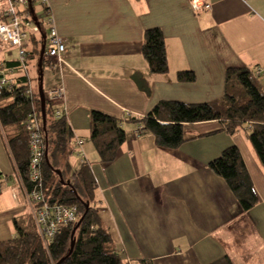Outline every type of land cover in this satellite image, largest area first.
<instances>
[{
    "label": "crops",
    "instance_id": "obj_1",
    "mask_svg": "<svg viewBox=\"0 0 264 264\" xmlns=\"http://www.w3.org/2000/svg\"><path fill=\"white\" fill-rule=\"evenodd\" d=\"M210 3L209 9L194 10L191 0H48L66 49L64 64L56 69L45 61L52 73L43 91L63 87L57 107L74 144L82 140L68 162L75 169L83 157L89 165L95 205L123 264L140 259L210 264L223 256L232 264H264V165L248 129L229 133L218 120L188 123L175 148L158 146L150 131L132 134L141 125L133 119L161 100L220 99L229 67H247L253 74L258 67L264 70V0ZM152 27L164 36L166 73H151L142 55L144 31ZM38 35L44 34H35L37 40ZM6 52H0L5 65ZM182 70L193 79L179 80ZM255 79L264 91V72ZM92 110L115 117L124 128L125 140L112 161L100 162L90 139ZM231 144L238 147L258 196L246 212L208 167ZM13 173L0 133V242L16 236L14 219L27 223L32 217L22 218L30 207L16 190Z\"/></svg>",
    "mask_w": 264,
    "mask_h": 264
},
{
    "label": "trees",
    "instance_id": "obj_2",
    "mask_svg": "<svg viewBox=\"0 0 264 264\" xmlns=\"http://www.w3.org/2000/svg\"><path fill=\"white\" fill-rule=\"evenodd\" d=\"M42 35L45 36V33L42 32ZM43 36L38 40L35 36L31 37L28 59L38 57L39 62ZM141 50L151 73L168 71L164 36L159 28L144 31ZM43 56L41 68L38 67L39 74L45 65ZM5 66L19 68V63L9 60ZM254 77L247 67H229L220 99L200 103L161 100L145 116L133 120L154 135L158 146L165 148H175L182 143L183 126L188 123L218 120L229 133L248 129V139L264 165V91ZM177 78L191 81L193 75L182 70L177 73ZM14 79L11 88L0 85V127L3 128L0 133L13 164L12 177L21 181L27 191L34 188L41 190L44 200L50 204H75L79 218H83L74 231L70 253L71 232L76 223L62 225L45 246L32 218L24 225L14 219L17 234L0 242V264H123L124 260L115 250L112 236L95 205L96 181L89 165L83 160L72 169L68 162V157L75 152V144L65 114L55 116L58 107L46 98L44 91H39V84L37 89L32 88L31 94H26L27 78L19 75ZM33 116L40 121L44 142L39 182L30 177V133L26 124ZM90 139L100 162H109L124 142L125 131L115 117L92 110ZM208 167L223 178L242 211L250 210L258 202L251 177L236 145L226 146L208 162ZM134 264L153 263L149 259H140ZM210 264L232 262L228 256H223Z\"/></svg>",
    "mask_w": 264,
    "mask_h": 264
},
{
    "label": "built area",
    "instance_id": "obj_3",
    "mask_svg": "<svg viewBox=\"0 0 264 264\" xmlns=\"http://www.w3.org/2000/svg\"><path fill=\"white\" fill-rule=\"evenodd\" d=\"M39 4V13L34 9V5ZM194 10L209 9L210 0H191ZM46 27L44 36V55L56 61L61 66L64 64L63 53L65 52V39L61 36L54 25L48 0H0V52L11 48L18 49L19 68L6 67L0 63V85L11 88L15 82L14 74L25 76L26 94L32 93V82L28 73V43L35 34L42 33ZM55 68V64L49 62ZM19 69L20 72H17ZM264 72L261 68H256L254 76H259ZM46 98L58 104L63 99V87L55 86L48 90ZM63 114L59 107L55 110V116ZM1 125V124H0ZM3 130L2 127H0ZM26 129L30 133V177L39 182L40 162L44 155V142L40 130V121L35 116L26 124ZM144 132L142 125H138L132 134L135 137ZM82 140L77 139L75 145L79 147ZM77 154L82 157L80 150ZM84 158L82 157L81 161ZM16 190L22 193V198L30 207L32 219L35 222L37 231L45 246L49 244L57 233L58 229L68 223H76L79 220L78 209L75 204L48 203L44 200L41 190L34 188L30 191L24 187L23 183L16 179ZM16 198V192L12 193Z\"/></svg>",
    "mask_w": 264,
    "mask_h": 264
},
{
    "label": "rangeland",
    "instance_id": "obj_4",
    "mask_svg": "<svg viewBox=\"0 0 264 264\" xmlns=\"http://www.w3.org/2000/svg\"><path fill=\"white\" fill-rule=\"evenodd\" d=\"M34 9L36 10L37 13H39L41 11V8L39 6V4H35L34 5ZM45 32L46 31V27L43 28ZM38 38H40V36L38 35ZM31 48V46H29V49ZM6 60H13V61H17L19 58L18 55V49L17 48H11L8 50V52H6ZM43 60H50L52 64H55V68H57L56 63L54 62V60L52 58L47 57L46 55L43 56ZM37 62H38V57H33V58H29V62H28V69H29V73L31 76V82H32V88L37 89L38 87V66H37ZM48 68H52V66L47 65V63L45 65H43L42 67V82H43V89H47L46 85L49 82L48 81V74L49 72L52 73L51 71H48ZM17 72H20L19 69H17ZM12 196V193H11ZM27 207V206H26ZM30 208L27 207V211L22 215V218H27V215H29V213H31L29 210ZM32 218V217H31ZM22 225H24V220H20L19 221Z\"/></svg>",
    "mask_w": 264,
    "mask_h": 264
},
{
    "label": "water",
    "instance_id": "obj_5",
    "mask_svg": "<svg viewBox=\"0 0 264 264\" xmlns=\"http://www.w3.org/2000/svg\"><path fill=\"white\" fill-rule=\"evenodd\" d=\"M43 39H44V36H43ZM44 54V45L42 46L41 48V52H40V57H39V62H38V67L41 68V60H42V56ZM39 80H40V83H39V91L41 93H43V88H42V71H40V74H39ZM42 120H43V125H44V112L42 111ZM83 216H81L79 218V220L76 222L72 232H71V243H70V250L68 253L71 252V249H72V246H73V240H72V237H73V234H74V231L75 229L79 226L81 220H82ZM61 261V260H60ZM60 262L56 263V264H59Z\"/></svg>",
    "mask_w": 264,
    "mask_h": 264
}]
</instances>
